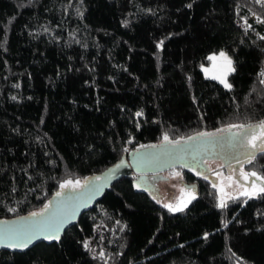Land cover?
I'll return each mask as SVG.
<instances>
[{"label": "trees", "instance_id": "1", "mask_svg": "<svg viewBox=\"0 0 264 264\" xmlns=\"http://www.w3.org/2000/svg\"><path fill=\"white\" fill-rule=\"evenodd\" d=\"M246 14L264 19V8L250 0H0V218L41 209L65 180L82 182L165 134L183 141L229 124L258 126L264 23L243 29ZM222 50L235 66L231 89L201 69ZM254 149L242 166L264 176V151ZM193 175L182 172L198 183L184 211L123 177L60 242L2 249L0 264H264V194L221 208L217 184ZM98 223L109 232L90 249Z\"/></svg>", "mask_w": 264, "mask_h": 264}, {"label": "water", "instance_id": "2", "mask_svg": "<svg viewBox=\"0 0 264 264\" xmlns=\"http://www.w3.org/2000/svg\"><path fill=\"white\" fill-rule=\"evenodd\" d=\"M250 131L251 129H244L242 131ZM241 131V132H242ZM240 132H236V130L231 129L230 131H224L223 133H217L216 137H204L197 138L194 140H183L181 141L180 148L182 151H177L172 145H167V150L171 153L169 155L164 154V151L161 148H138L131 152L125 153L123 157L109 166L104 171L87 176L81 182V185H84L86 179L92 181L93 185L102 186L100 191L94 195H92L91 199H80L76 201H71L64 203V197H56V192L51 196L46 204L51 202V207L48 209V212L44 213L42 217H30V213L40 212L44 206L23 215H19L11 218H0V221H7L10 223H14L17 226L27 223H33L40 221L53 212L57 210L58 207H63L66 209L68 216L74 212V218L70 219L67 223H65L58 232V238H48L45 239L40 236L37 239H34L26 248H10V247H2L0 246V250L5 249L12 252H21L26 251L36 244L44 241L47 243L52 242H60L65 232L74 224L78 222L81 215L86 211H89L93 208L105 195L107 191H109L113 185L123 177H132L133 185L139 191L146 192L150 195H155L160 193V188L158 186V182L162 180H166L164 177V173L173 168H183L186 171L194 174L195 176H199L205 179L207 177V181H212L215 184L217 183V179L214 176L212 169L210 168L208 161L211 160H220L224 165H240L241 163L248 162V160L254 155V153H258V149H251L248 145L247 140H245L246 148H232L230 147L226 141H221L217 143L215 146L212 144H203L201 145V141L204 140H218L219 137H231L233 135H239ZM196 136V135H195ZM193 136V137H195ZM158 145H161L158 144ZM201 145L198 150L194 151L195 146ZM154 153L158 156V159L154 160L152 163H147L145 154ZM123 161V165L117 168V165L121 164ZM199 173V175H197ZM102 177L101 180H95V177ZM183 184L188 187L194 189L198 192L197 183H187L183 182ZM139 185V187H137ZM89 186L77 187L75 189L68 188L63 190L65 193L73 192V193H82L87 191ZM61 190V189H60ZM58 190V191H60ZM20 218H26V221H21ZM49 236L56 235L51 230H47Z\"/></svg>", "mask_w": 264, "mask_h": 264}, {"label": "snow or ice", "instance_id": "3", "mask_svg": "<svg viewBox=\"0 0 264 264\" xmlns=\"http://www.w3.org/2000/svg\"><path fill=\"white\" fill-rule=\"evenodd\" d=\"M259 3L260 0H257ZM264 23V21H261ZM250 27V26H249ZM264 39V37H262ZM219 57L223 58L228 67V71L232 72L235 71L234 68L231 67L232 61L231 59L227 56L226 53L220 52ZM209 60H216L217 57L215 55L209 56ZM203 71L207 74L209 72L208 68H204ZM226 75V74H225ZM264 75V73H262ZM211 79H218L220 83L224 85L225 88L231 89L232 85L224 78L220 76L213 75L211 76ZM264 83V80L261 81ZM137 115H141V113H137ZM245 125H237V124H229L227 125V130H231L233 128H238V129H245ZM248 128H251L252 131L249 133L248 131H242L241 134L239 135H233L231 137H219L218 140H204L201 141V145L203 144H212L215 146L217 143H220L221 141H226L227 144L232 147V148H244L245 147V140H247L248 144L251 145L252 148H257V141L260 142V150L264 151V121H261L258 126H247ZM256 128L259 129V133H257ZM226 129L221 128L217 129L216 133H209V132H199L196 133V136H189L187 137V140L191 141L197 138H204V137H216L217 133H223ZM167 145H172L176 150L182 151L183 149L180 148L181 145V140H171L169 139L168 135L165 134L163 137V141L161 145H141V148H161L164 151V154L169 155L171 154L166 146ZM201 145H197L194 148L195 150H198ZM146 162L147 163H152L154 160L158 159V156L154 153H149L145 154ZM251 163V160L248 161ZM123 165V161H121L120 165H117L116 167L119 168ZM176 175H179V173H176ZM199 175V173H197ZM242 176L245 178L247 177H256L257 179L264 180V176H258L256 172H244L241 173ZM95 180H101L102 177H95ZM207 179V177H205ZM84 186H89L87 188V191L82 192V193H73V192H68L65 193L63 190L68 189V188H77V187H84ZM102 186H97L93 185L92 181L86 179L84 182V185H81V181L79 179L73 181L71 179L65 180L59 185V188L61 189L60 191L56 192V197H64V203L71 202V201H76L80 199H91L92 195L98 193L100 191V188ZM139 187V185H137ZM213 187H216L214 184ZM182 192L184 191L183 189L181 190ZM257 193H262L264 194V186H257L255 180L252 181V189L251 191L245 190L244 192L241 193V195L244 196H253ZM191 199H195V196L192 195ZM190 202V201H189ZM51 207V202L48 204L44 205V208L40 212H33L30 213V217H42L44 213L48 212V209ZM164 207L168 208L170 211H182V208H174L171 204H166ZM186 207V204H185ZM219 207L224 208L226 207V204L221 201L219 204ZM11 211H14V209H10ZM75 213L73 212L71 216H68L66 209L63 207H58L55 212H53L51 215L48 217L37 221L33 223H27L25 222L22 225L17 226L14 223H10L7 221H0V246L2 247H10V248H26L28 245L34 240L42 236L45 239L48 238H58V232L60 228L67 223L70 219L74 218ZM21 221H26V218H20ZM47 230H51L53 233H56V235H52L51 237L48 234ZM87 242H85V247H87ZM101 256H103V253H101Z\"/></svg>", "mask_w": 264, "mask_h": 264}, {"label": "rangeland", "instance_id": "4", "mask_svg": "<svg viewBox=\"0 0 264 264\" xmlns=\"http://www.w3.org/2000/svg\"><path fill=\"white\" fill-rule=\"evenodd\" d=\"M220 52H224L227 54V56L232 61L231 67L235 69L232 57L224 50L219 52H213L208 55V57L215 55L217 59L209 60L207 57L208 62L202 63L201 69L202 71L204 68L209 69V72L207 74L203 71L204 75L207 78L211 79V76L216 75L226 79L230 83L229 76L234 71H228L229 66L223 58L219 57ZM213 80L220 82L218 79ZM222 164L223 166L218 162L213 161L209 165L210 168L213 169V174L217 179L216 184L220 192L219 202L223 201L224 203H226L229 199L233 197L244 196L241 195V193L245 190L251 191L253 180H255L257 186H264V180L257 179L256 177L245 178L241 175V173L247 172L242 166L244 165V162L240 165L236 164L235 166H226L224 165V163ZM176 173H179V175H176ZM164 177L166 178V180L160 181V193L152 195V197L160 200L164 205L171 204L174 208L179 207L183 209L182 211H184L189 206L190 202L193 200L191 199V196L194 195L196 198L198 193L194 189L188 188L183 184V182L181 181L182 171L180 170L167 171L164 173ZM135 189L139 191L137 188ZM182 189L184 190L183 192L181 191ZM259 194L260 193H257L253 196H258Z\"/></svg>", "mask_w": 264, "mask_h": 264}, {"label": "built area", "instance_id": "5", "mask_svg": "<svg viewBox=\"0 0 264 264\" xmlns=\"http://www.w3.org/2000/svg\"><path fill=\"white\" fill-rule=\"evenodd\" d=\"M250 1L257 4L259 7L264 8V0H260L259 3L257 2V0H250ZM261 21H264V19L257 14H252V15L246 14L240 20H238V24L240 25L241 28L248 30L255 25L262 24ZM262 73H264V65L260 71L261 81L264 80V75H262ZM262 84L264 85V83H262ZM133 150L134 149L130 147L128 149V152H131ZM108 232H109V228L106 225H104L102 223H98L94 228L92 239L88 243L90 249H95L98 245V242H100L103 238H105L108 235Z\"/></svg>", "mask_w": 264, "mask_h": 264}, {"label": "flooded vegetation", "instance_id": "6", "mask_svg": "<svg viewBox=\"0 0 264 264\" xmlns=\"http://www.w3.org/2000/svg\"><path fill=\"white\" fill-rule=\"evenodd\" d=\"M234 130H236V132H240L241 133V131L242 130H237V129H234ZM252 130H250L249 132H251ZM248 143V142H247ZM260 145V143L257 141V146H259ZM247 147L249 146L251 149H254V148H252L251 147V145L250 144H248V145H246ZM246 146H245V148H246ZM247 149V148H246ZM213 161H215V162H218L219 164H221L222 166H223V164H222V162L220 161V160H211L210 162H207L209 165L211 164V162H213ZM173 170H180V171H182L183 173H185V169H183V168H173V169H171V170H168V171H173ZM167 172V171H166ZM188 172V171H187ZM212 172H213V169H212ZM192 174V173H191ZM194 176V178H195V180H205L204 178H202V177H199V176H195V175H193ZM182 182H185L184 180H181ZM192 183H196V182H192ZM197 185H198V183H197ZM158 186H159V188H160V182H158ZM161 190V189H160Z\"/></svg>", "mask_w": 264, "mask_h": 264}]
</instances>
